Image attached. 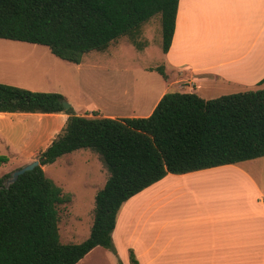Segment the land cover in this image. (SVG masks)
<instances>
[{
    "label": "trees",
    "instance_id": "obj_1",
    "mask_svg": "<svg viewBox=\"0 0 264 264\" xmlns=\"http://www.w3.org/2000/svg\"><path fill=\"white\" fill-rule=\"evenodd\" d=\"M178 0H0V39L47 46L56 57L81 63L127 37L138 50L141 27L160 15L161 50L170 47ZM157 71L165 78L162 66ZM264 81V78L263 80ZM59 92L0 82V112L67 114L39 153V165L8 185L0 177V264H76L95 247L116 253L117 214L129 198L168 173L182 174L264 156V89L204 99L165 92L150 115L110 118L77 115ZM79 149L99 155L108 171L94 196L89 236L62 243L58 206L71 201L42 166ZM6 158L0 156V162ZM130 264H138L132 250Z\"/></svg>",
    "mask_w": 264,
    "mask_h": 264
},
{
    "label": "crops",
    "instance_id": "obj_2",
    "mask_svg": "<svg viewBox=\"0 0 264 264\" xmlns=\"http://www.w3.org/2000/svg\"><path fill=\"white\" fill-rule=\"evenodd\" d=\"M118 40L109 47L119 48ZM162 64L166 81L182 92L196 93L198 86L206 89L204 83L226 86L229 93L223 95L261 88L264 0H178L173 37L168 51L163 53ZM42 85L36 82L40 89ZM165 92L167 88L147 115L114 111L98 114L110 118L145 117ZM196 94L204 99L214 98ZM73 109L77 115L92 112L80 114ZM16 114L36 122L26 140L15 144L0 125V142L7 151L1 165L7 171L39 159V153L67 119L63 112H0V120ZM8 153L16 157L12 160ZM252 160L182 174L168 173L129 198L119 209L112 232L117 256L126 259L124 264H128L130 250L139 264H264V189L242 167ZM46 165L42 166L44 171ZM226 168L241 174H222L220 191L208 177ZM236 177H241L240 197L229 185V179Z\"/></svg>",
    "mask_w": 264,
    "mask_h": 264
},
{
    "label": "rangeland",
    "instance_id": "obj_3",
    "mask_svg": "<svg viewBox=\"0 0 264 264\" xmlns=\"http://www.w3.org/2000/svg\"><path fill=\"white\" fill-rule=\"evenodd\" d=\"M118 41L119 48L90 51L84 55L81 63L75 64L56 57L44 45L0 39V82L27 89H30L28 85L39 87L34 91L59 92L80 114L92 110L125 115L135 112L143 116L149 113L164 88L170 92L180 91L157 71V67L163 65L160 15L153 16L141 27L138 41L146 44L143 51L136 49L125 36ZM18 82L27 86H21ZM36 82L44 84L42 89L36 86ZM205 86L206 89L198 86L196 93L211 98L229 93V89L221 84L213 86L204 83ZM260 87L264 89V83ZM34 122V118L16 114L0 120V125L15 144L26 140ZM16 149L18 152L19 149ZM6 154L0 142V156L6 157ZM8 156L12 160L16 157L10 153ZM250 162L243 163L242 167L264 189V156ZM1 164L0 177L18 168L10 167L7 171ZM45 171L65 193L71 194L70 202L58 206L60 241L65 244L84 241L93 222L95 193L108 177L106 167L96 152L79 149L48 163ZM231 171L234 170L226 168L207 176L212 186L216 184V188L223 191L219 178ZM124 263H127L126 259L119 258L112 250L95 247L76 264Z\"/></svg>",
    "mask_w": 264,
    "mask_h": 264
},
{
    "label": "water",
    "instance_id": "obj_4",
    "mask_svg": "<svg viewBox=\"0 0 264 264\" xmlns=\"http://www.w3.org/2000/svg\"><path fill=\"white\" fill-rule=\"evenodd\" d=\"M69 105L70 104L68 101L63 102L64 108H67ZM40 161H41V159H35V160L31 161L30 163L25 164L24 166H21L15 170H13L10 178H8L6 181V185L13 183L18 178V176L21 175L22 173H24L25 171L31 170L35 166L39 165Z\"/></svg>",
    "mask_w": 264,
    "mask_h": 264
},
{
    "label": "bare ground",
    "instance_id": "obj_5",
    "mask_svg": "<svg viewBox=\"0 0 264 264\" xmlns=\"http://www.w3.org/2000/svg\"><path fill=\"white\" fill-rule=\"evenodd\" d=\"M237 173L241 174V172H236V171H233V172L231 171V172H228L227 174H231V176H235L234 174H237ZM240 176H242V175H240ZM240 178L236 177V178H233V179H229V181H231V182H229L231 190L235 189V191L237 193V196L239 195V197L241 195V192L239 190V180H240ZM249 193L250 194H248V195H251V192H249Z\"/></svg>",
    "mask_w": 264,
    "mask_h": 264
}]
</instances>
